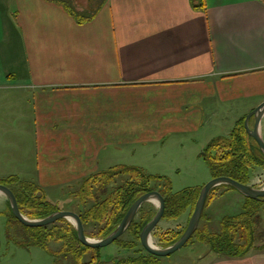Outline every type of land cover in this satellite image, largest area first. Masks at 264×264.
<instances>
[{
	"label": "crops",
	"instance_id": "1",
	"mask_svg": "<svg viewBox=\"0 0 264 264\" xmlns=\"http://www.w3.org/2000/svg\"><path fill=\"white\" fill-rule=\"evenodd\" d=\"M0 87L1 107L30 111L0 116L29 124L26 172L0 179L17 175L47 196L48 185L119 164L156 174V145L223 115L233 128L264 101V0H102L83 23L57 0H0ZM195 264H264V247L242 258L210 248Z\"/></svg>",
	"mask_w": 264,
	"mask_h": 264
},
{
	"label": "trees",
	"instance_id": "2",
	"mask_svg": "<svg viewBox=\"0 0 264 264\" xmlns=\"http://www.w3.org/2000/svg\"><path fill=\"white\" fill-rule=\"evenodd\" d=\"M57 1L63 4L79 23H83L96 15L102 0H99V3L92 1L93 4L89 5L79 2L85 7L83 10L77 9L74 0ZM245 118L239 120L227 136L215 137L205 145L202 157L210 168L212 178L228 176L248 184L253 169L264 168V154L256 140L249 135L245 127ZM121 175H126L128 178L114 185ZM0 183L9 186L14 191L21 212L31 219L43 218L60 210L57 204L47 198L43 188L35 182L23 180L17 175H10L0 179ZM12 184H16V187L11 186ZM220 186L233 188L227 184L214 187L208 196L205 211L215 198ZM202 187L203 185L174 192L168 176L149 174L142 167L119 164L85 177L73 193L83 204L93 202L78 214L84 226L88 223H97L99 225L98 235L103 238L120 224L131 205L141 195L152 190H158L164 196L163 220L178 219L188 210L190 220ZM145 204L140 208L138 218L135 217L126 231L132 235V238L123 240L119 237L113 243L126 250H133V254L114 258L111 264L161 263L162 257L151 254L141 244L140 233L158 210V207L149 208ZM263 207L264 198L245 197L243 211L237 215L224 216L219 231L212 232L208 228H198L186 245L197 239L208 244L219 254L232 258L245 257L252 249L264 247L257 243V224ZM205 211L202 218L205 217ZM7 214L11 222L20 223L25 234L22 244L27 247L33 245L49 250L51 242H60L62 246L57 252L74 264H102L104 262L103 248L88 247L81 243L75 225L65 218L50 225L30 227L15 217L11 204ZM186 228L187 226L178 232L153 233L158 237L161 247H167L176 242ZM86 234L90 236L87 232ZM51 253L54 254V251ZM87 255H89V260L85 259Z\"/></svg>",
	"mask_w": 264,
	"mask_h": 264
},
{
	"label": "rangeland",
	"instance_id": "3",
	"mask_svg": "<svg viewBox=\"0 0 264 264\" xmlns=\"http://www.w3.org/2000/svg\"><path fill=\"white\" fill-rule=\"evenodd\" d=\"M75 5L80 6L79 2H76ZM9 16L18 25V11L16 8L12 11L10 9ZM2 93H6V89L0 87V98L6 97ZM17 93L24 100H28L24 91L17 90ZM29 112L24 105H16L14 109L0 106V116L4 114L17 115ZM226 117L223 115L220 116V120L215 122H206L204 125L202 123L203 127L198 132L191 133L187 136H172L173 138L164 140L165 144L162 142L156 145L154 152L158 153L157 159L150 171L168 176L174 192H179L184 189H194L207 183L212 179V176L207 162L202 157V152L210 140L218 136L228 135L234 123H232L233 120H230L231 122L226 121L228 119ZM2 120L0 122V176L25 173L26 171L22 169L21 155L23 145L26 146V143L29 142L26 131L29 129V124L25 120H19L18 118L10 121V119H6L5 117ZM16 152L20 153V159L17 158V162L14 160ZM127 178L128 176L126 175L119 176L114 185L126 181ZM253 181L259 182L255 183ZM249 184L256 187L264 186V168L258 167L253 169ZM11 186L16 187V184H12ZM45 189L48 198L57 204L60 210H69L78 213L93 203L92 201L86 204L79 202L73 193L77 189L75 185L71 187H65L59 184L53 186L48 185ZM220 189L223 190L226 188L220 186ZM220 189L216 196L219 194ZM244 198V195L237 189H232L231 193L220 198L219 206L213 212L212 209L208 210V207L206 208L205 217L201 219L198 228H208L212 232L219 231L221 229V220L224 216L237 215L243 211ZM145 206L156 209L158 204L155 201H150ZM188 222L189 210L178 219H161L153 232L157 234L178 232L183 230ZM84 227L85 232L90 234L91 238H101L98 235L99 225L97 223H88ZM154 233H152V242L154 245L161 247L162 245ZM257 236L258 244L260 245L264 242V207L260 211V219L257 224ZM121 238L123 240H130L132 235L125 232ZM24 239L25 234L20 223L17 221L11 222L8 214L0 207V264H74L70 259L60 256L57 252L62 246V243L51 242V250H47L33 245L27 247L22 244ZM208 250H210L208 244L194 239L191 243L171 255L162 257L161 261L162 264H195ZM51 251H54V254ZM102 252L104 257L102 264H111V260L114 258L133 254V250H126L113 243L103 247ZM85 259L89 260V255L85 256Z\"/></svg>",
	"mask_w": 264,
	"mask_h": 264
},
{
	"label": "water",
	"instance_id": "4",
	"mask_svg": "<svg viewBox=\"0 0 264 264\" xmlns=\"http://www.w3.org/2000/svg\"><path fill=\"white\" fill-rule=\"evenodd\" d=\"M263 115L264 101L246 116L245 127L249 135L256 140L261 152L264 154V138L262 137L260 131V123ZM252 116L255 119L253 127L250 126L249 122ZM221 184L231 185L233 188L237 189L240 193H242L245 197L254 199L264 198V187H256L249 183L244 184L228 176L213 177L203 185L186 230L176 242L167 247H158L152 242V233L161 221L165 211V199L161 192L158 190H152L141 195L131 205L120 224L107 236L100 239H93L86 234L83 221L77 212L69 210H57L46 217L31 219L21 212L17 197L14 191L9 186L0 183V192L6 195L11 204L13 214L24 225L30 227L46 226L57 222L59 219L65 218L75 225L81 243H83L85 246L94 248H103L107 245L114 243L116 239L121 237L129 229L130 225L137 216L140 208L147 202L155 201L158 204V210L154 217L142 229L140 233V240L142 246L148 252L159 257H164L178 251L189 242V240L192 238V236L199 227V223L205 211L206 202L211 190Z\"/></svg>",
	"mask_w": 264,
	"mask_h": 264
},
{
	"label": "built area",
	"instance_id": "5",
	"mask_svg": "<svg viewBox=\"0 0 264 264\" xmlns=\"http://www.w3.org/2000/svg\"><path fill=\"white\" fill-rule=\"evenodd\" d=\"M256 183L259 182V181H255ZM264 187V186H263Z\"/></svg>",
	"mask_w": 264,
	"mask_h": 264
}]
</instances>
